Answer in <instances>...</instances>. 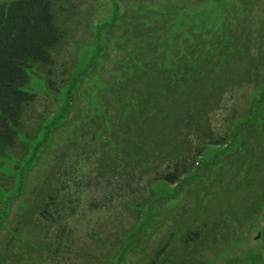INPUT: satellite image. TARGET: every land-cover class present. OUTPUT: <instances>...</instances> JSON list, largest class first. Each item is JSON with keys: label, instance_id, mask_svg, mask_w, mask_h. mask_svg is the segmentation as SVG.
<instances>
[{"label": "trees", "instance_id": "obj_1", "mask_svg": "<svg viewBox=\"0 0 264 264\" xmlns=\"http://www.w3.org/2000/svg\"><path fill=\"white\" fill-rule=\"evenodd\" d=\"M207 1L186 0L183 9ZM122 5L120 12L114 0L111 20L92 32L89 6L80 11L72 0H0V227L11 202L31 195L21 206L29 228H7L0 264H32L45 252L56 264L79 259L71 221L94 180L110 187L104 205L138 214L124 226L119 207L114 219L124 226L123 241L100 239L113 256L92 254L123 264L135 242L155 230L166 203L191 195L193 211L206 214L201 192L208 200L219 189L223 201L228 184L241 187L264 169V1L235 0L218 29L162 12L130 18ZM238 66L240 73L230 71ZM247 85L250 107L239 111L233 92ZM216 111L220 122L233 114L232 130L213 132ZM145 179L153 192L147 197ZM157 186L173 187L172 194ZM262 190L243 211L250 223L264 205ZM220 217L206 221L212 242L221 230L248 232L244 219ZM186 236L184 249L198 232ZM14 242L24 245L22 253Z\"/></svg>", "mask_w": 264, "mask_h": 264}, {"label": "rangeland", "instance_id": "obj_2", "mask_svg": "<svg viewBox=\"0 0 264 264\" xmlns=\"http://www.w3.org/2000/svg\"><path fill=\"white\" fill-rule=\"evenodd\" d=\"M77 5L80 11L85 6L88 7V21L90 22L91 31H96L102 24L109 22L114 14V0H72ZM186 0H116L119 5V11H123V5L125 3L127 15L130 18H141L146 13H149L148 17L153 14L165 13L170 15V18L174 17L179 20L178 22H205V24L213 29H218L222 22H224V11L228 12L232 9L233 2L235 0H208L206 3L193 8L189 5L190 10H184L183 6ZM241 2L248 3L249 0H240ZM254 1V0H253ZM258 5H262L264 0H255ZM124 2V3H123ZM193 2V0H192ZM189 3V2H187ZM198 3V2H197ZM250 5H248L249 7ZM131 12H130V11ZM140 10L141 12H138ZM264 10V9H263ZM261 10L259 15H262L264 11ZM168 12V13H167ZM179 13V14H176ZM186 15L185 19L181 20L182 15ZM80 13L77 18L79 19ZM185 20V21H184ZM152 19L145 22H151ZM162 21H168L164 19ZM128 22V21H125ZM134 22H137L134 20ZM158 22V21H156ZM175 22V20H174ZM240 66L232 68L230 71L233 73H240ZM35 84V83H34ZM41 88V85L39 86ZM250 92L251 88L244 87L239 92H233V99L239 107V111L243 108L250 107ZM231 95L228 94V97ZM217 112V111H216ZM215 112V113H216ZM221 111L211 116L212 129L214 133L223 131H229L233 129V122L230 119L233 114H229L228 121L220 122ZM241 113V112H239ZM237 117V116H235ZM223 123L224 125H222ZM212 153H210L211 155ZM160 164V163H159ZM160 171L167 166L163 163ZM150 175L151 181H154L153 173ZM214 174V173H212ZM113 175H111L112 179ZM208 183L215 184L217 178L214 175L209 176ZM109 179V180H110ZM99 181V180H98ZM96 180L91 183L89 189H85L80 194V202L83 205V210L77 214L71 221V227L77 236L74 244V251L80 256L79 259L66 261V264H108V258L112 257L114 252L104 248V245L100 243V239L107 241L108 244H116V241H123L124 232L120 230L126 224L134 225L137 221L138 214L133 210L123 207L121 203L115 208H110L108 201L104 205V196L110 190L108 185L104 182L98 185ZM157 182V181H156ZM145 184H149L146 179L143 181L142 195L147 197L152 195L149 188L145 187ZM264 185V169L255 174L246 184L241 187H236L235 183L228 184V192L224 194L221 199L217 198L218 192L215 196L208 200L202 199L206 191L201 192L202 196L199 197L200 202H204L206 214L200 215L193 211L195 205V199L189 195L187 197H179L166 203L165 210L161 213V220L155 226V230L143 235L135 243L139 247L132 248L126 255L128 261L123 264H264V205L260 212L256 216L253 222H249V216L244 215L243 211L248 210L251 203L260 198L263 193ZM203 189V185L200 186ZM173 187L157 186L156 191L168 195L172 192ZM200 189V190H201ZM223 192V191H222ZM172 194V193H171ZM223 194V193H222ZM30 194H25L21 199H15L11 202V215L6 217L5 226L0 227V249L10 238L9 229L13 227H20V223L27 224L29 228L30 219L24 216L21 206L25 200H29ZM129 200V199H128ZM30 201V200H29ZM102 207L100 210L95 209L97 204ZM104 205V206H103ZM229 205V208L227 206ZM119 207L122 208L124 226L114 219L115 213L119 211ZM167 208V209H166ZM179 211V217H176V213ZM231 211L235 214L232 215ZM172 212V213H171ZM219 215L223 217L233 218L239 217L245 220V226L248 227V232L242 233L236 230H229L227 233L221 230L216 236V242H212V236L207 230V226L211 222H206L211 219L217 220ZM221 221V220H220ZM219 221V222H220ZM238 224V220H233ZM104 222H107L104 225ZM103 223V224H102ZM112 225L118 226L116 229ZM32 226H30L31 228ZM8 228V230H7ZM57 225L52 228V233L49 235V239L55 237L54 232H57ZM128 230V229H127ZM21 232H24L20 229ZM31 232H37V228L29 230ZM27 232V231H26ZM178 232L180 234H178ZM186 232H198V240L194 244L190 243L189 248L184 249V241ZM13 248L16 253H20L24 248V245L18 242H14ZM125 244V242H124ZM167 244V245H166ZM166 245V249L156 258V253ZM22 253V252H21ZM92 254H97L104 257V260L92 259ZM23 254L20 257H22ZM43 258H35L32 264H40V260L44 261V264H56V260L50 253L45 252ZM3 259V255H0V261ZM28 257L24 256L23 260H27Z\"/></svg>", "mask_w": 264, "mask_h": 264}]
</instances>
